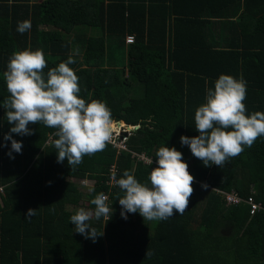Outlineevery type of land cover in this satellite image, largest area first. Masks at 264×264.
Masks as SVG:
<instances>
[{
	"label": "trees",
	"instance_id": "16d2710c",
	"mask_svg": "<svg viewBox=\"0 0 264 264\" xmlns=\"http://www.w3.org/2000/svg\"><path fill=\"white\" fill-rule=\"evenodd\" d=\"M235 1L0 0V264H264V209L250 215L247 204L252 198L264 206V136L222 168L205 167L180 142L199 135L195 110L221 74L246 81V115L264 112V0ZM232 2L239 15L228 8ZM24 20L31 29L21 34ZM89 28L99 36L75 33ZM28 48L44 52L45 73L78 50L69 67L80 97L104 102L113 127L139 125L125 139L128 151L108 143L71 169L66 159L57 162L56 129L29 124L31 135L11 134L22 151L9 157L4 136L14 125L4 108L10 93L3 73L12 53ZM161 146L180 151L195 178L187 210L158 221L138 212L122 218L123 192L105 184L110 167L117 180L128 170L150 186L157 165L132 153L156 160ZM71 180L93 186L84 193ZM215 190L243 200L227 206ZM100 192L109 193L113 213L106 223L89 221L103 232L93 242L69 218L82 201L94 210ZM30 208L36 215L26 218Z\"/></svg>",
	"mask_w": 264,
	"mask_h": 264
},
{
	"label": "clouds",
	"instance_id": "9594fccd",
	"mask_svg": "<svg viewBox=\"0 0 264 264\" xmlns=\"http://www.w3.org/2000/svg\"><path fill=\"white\" fill-rule=\"evenodd\" d=\"M30 29V20L18 22L19 33ZM78 54V50H74L67 61L49 68L46 73L48 63L41 49L14 51L10 56L3 73L10 93L3 102L4 108L8 123L14 125L4 136V140L11 141L10 158H14L13 152L22 151V142L13 139L11 134L31 135L29 124L56 129L57 162L63 163L66 159L71 169L80 165L85 156L105 150L113 131L111 110L100 100L86 102L80 97L79 78L69 67L76 62L74 56ZM246 95V81L227 74L219 76L214 89H206V102L195 110V129L199 135L180 137L181 144L187 145L205 167L222 168L230 158L240 155L246 147L251 148L257 138L264 136V112L246 115ZM156 163L157 167L152 168L148 176L150 186L139 182L128 170L118 180L113 177L123 192L122 196H117L122 218L127 219L126 213L138 212L144 220L158 221L183 215L187 210L195 178L182 153L175 147L161 146L156 152ZM201 187L208 186L202 184ZM108 199L100 192L91 200L94 210L80 208L70 216L69 221L75 225L77 233L93 242L103 235L90 226L89 221L93 217L103 218L106 223L111 218L113 209ZM36 211L28 209L26 218L35 216Z\"/></svg>",
	"mask_w": 264,
	"mask_h": 264
},
{
	"label": "built area",
	"instance_id": "2783aa9c",
	"mask_svg": "<svg viewBox=\"0 0 264 264\" xmlns=\"http://www.w3.org/2000/svg\"><path fill=\"white\" fill-rule=\"evenodd\" d=\"M125 42H126V44H131L133 42V37L127 36L125 39ZM136 127L138 128V126H136ZM124 128L125 127H123V129ZM134 128L135 127H130V131L122 130V128H121L122 131H120V137H116L114 139L111 138L109 144H111L117 151H128L127 145L125 143V139L130 135L131 131L135 130ZM132 156L133 157L136 156L140 161H142L143 163H146V164H149L148 161L150 159L153 160L151 157L145 156L144 154L132 153ZM152 163L157 165L156 160H153ZM107 176H108V179L105 181V184L109 187V191H110L117 186L115 183V180L113 179V177H115V179L117 180L115 165H112L110 167L109 174ZM81 184L86 185L88 187H91V185L93 186V182L89 183L86 181H81ZM215 191H216V193L221 195L222 199L224 200V202L227 206L237 205L243 200L234 192L226 193V192L219 191V190H215ZM2 193H3V188L0 187V195ZM105 195L109 197V193H105ZM107 203H108V201H107ZM247 204L249 205V214L250 215H254L255 212H257L258 210L264 209V206H262L261 203L254 202L252 198H248Z\"/></svg>",
	"mask_w": 264,
	"mask_h": 264
},
{
	"label": "rangeland",
	"instance_id": "374dc122",
	"mask_svg": "<svg viewBox=\"0 0 264 264\" xmlns=\"http://www.w3.org/2000/svg\"><path fill=\"white\" fill-rule=\"evenodd\" d=\"M83 33V34H86V35H88V36H99V30H93V29H82V30H80L79 31V29L75 32V33ZM136 126H139V125H136ZM114 128L115 129H117V125H114ZM114 128H113V131L115 132V134H112V137L111 138H116V137H120V132H116V130H114ZM118 128H120V127H118ZM122 130H126V131H130V128L129 127H127V126H125V128L123 129L122 128ZM122 130H120V131H122ZM72 182H74V184L77 186V187H79V189L80 190H82V192H86L88 189L85 187L86 185H83V184H81V181H79V180H71ZM91 188H92V185H91ZM87 201H82V206H79L76 210H78V209H80V208H84L85 210H89V209H87ZM73 209H75V208H73Z\"/></svg>",
	"mask_w": 264,
	"mask_h": 264
},
{
	"label": "crops",
	"instance_id": "0c3cea01",
	"mask_svg": "<svg viewBox=\"0 0 264 264\" xmlns=\"http://www.w3.org/2000/svg\"><path fill=\"white\" fill-rule=\"evenodd\" d=\"M243 1H244V0H236L235 3H236V4H238V3L242 4ZM232 3H233V5H234V2H232ZM233 5H232V6L230 5V7H229V5H228V8H229V9H232L233 12H234V14L239 15V14H240V8H239V11H237V7L234 5L235 8H236V10H235V9L233 8ZM237 12H238V13H237ZM236 18H237V16H235V18H231L230 20H234V19H236ZM217 32H218V33H222V31H219V30H218Z\"/></svg>",
	"mask_w": 264,
	"mask_h": 264
},
{
	"label": "bare ground",
	"instance_id": "6f19581e",
	"mask_svg": "<svg viewBox=\"0 0 264 264\" xmlns=\"http://www.w3.org/2000/svg\"><path fill=\"white\" fill-rule=\"evenodd\" d=\"M118 127H120V128H118ZM121 128H123L121 125H117V129L114 128V130H116V132L118 133V132H120ZM112 134H115V132L112 131Z\"/></svg>",
	"mask_w": 264,
	"mask_h": 264
},
{
	"label": "water",
	"instance_id": "95a60500",
	"mask_svg": "<svg viewBox=\"0 0 264 264\" xmlns=\"http://www.w3.org/2000/svg\"><path fill=\"white\" fill-rule=\"evenodd\" d=\"M115 122V121H114ZM116 123H119V122H116ZM134 129H138L137 127H135Z\"/></svg>",
	"mask_w": 264,
	"mask_h": 264
}]
</instances>
